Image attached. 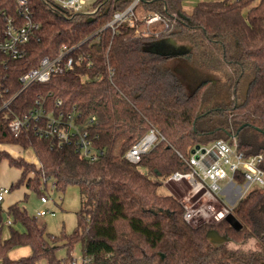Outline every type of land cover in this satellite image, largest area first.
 Returning a JSON list of instances; mask_svg holds the SVG:
<instances>
[{"label": "trees", "instance_id": "16d2710c", "mask_svg": "<svg viewBox=\"0 0 264 264\" xmlns=\"http://www.w3.org/2000/svg\"><path fill=\"white\" fill-rule=\"evenodd\" d=\"M184 1L144 0L146 8L171 19L170 27L151 39L131 26L115 32L105 26L113 10L124 9L130 0H105L91 13L71 12L56 0H27L24 7L18 0H0V30L8 18L32 22L23 58L10 60L0 53V84L6 96H13L9 107L0 109V145L31 149L38 160L16 157L0 146V163L7 159L21 169L12 187L26 185L42 197L49 181L59 192L77 184L82 196L76 228L61 235L15 202L6 208L12 222L4 236L0 202V264H264V186L233 207L242 224L238 230L225 219L190 224L183 204L163 191L171 174L189 170L197 145L236 137L242 151L264 154V144L246 131L264 134L259 130L264 131V0H199L190 14ZM165 42L179 43V53L161 48ZM63 48L70 50L75 66L22 89L20 77ZM175 54L210 72L192 92L165 66ZM40 105L46 114L16 136L11 116L23 117ZM212 115L222 122L201 126ZM50 120L69 137L54 132ZM151 127L165 139L138 163L130 162L127 151ZM80 131H88L102 152L96 158L79 149ZM211 229L229 241L213 243ZM251 237L258 247L244 249ZM78 242L81 262L73 255ZM232 242L238 246L231 247ZM17 246H29L31 253L11 257ZM59 247H66V256H57Z\"/></svg>", "mask_w": 264, "mask_h": 264}, {"label": "built area", "instance_id": "2783aa9c", "mask_svg": "<svg viewBox=\"0 0 264 264\" xmlns=\"http://www.w3.org/2000/svg\"><path fill=\"white\" fill-rule=\"evenodd\" d=\"M18 1L21 6H26L27 0ZM56 1L75 13L95 12L105 2V0ZM143 3L144 0H130L124 9L113 10L112 16L105 26L112 28L115 32L120 26L127 25L134 27L135 31L140 35L151 39L159 38L170 27L171 19L160 12L149 10ZM177 17V13L172 15L173 23L177 21ZM31 28V21L16 23L13 19L8 18L5 27L0 30V53L6 54L10 60L23 58L27 54L26 45L31 39ZM69 51V49L63 48L55 58L44 57L37 67L25 72L20 77L22 89L32 82H45L53 74L63 73L66 70L72 69L75 66V62L72 56H68ZM7 92L8 90L1 87L0 84V109L9 107L13 100V96L10 98L6 96ZM61 104L62 100L58 99L57 105ZM45 114L44 108L40 105L37 109L30 111V113L25 114L23 117L15 114L12 115L9 120V126L12 132L18 136L24 126L29 125L32 119L38 120ZM69 117L73 119V114H69ZM95 120L96 117L93 116L91 121ZM55 123L54 120H50L49 126L53 127L54 132L59 133L62 138L67 139L69 132L64 128L59 129ZM70 128H72V125H70ZM163 139H165V136L157 128L151 127L127 151L125 155L126 159L132 163H138L143 154L149 152ZM78 144L79 149L87 157L94 159L102 153L94 147L93 140L89 136L88 131L79 132ZM196 147L193 149L194 151L192 150L191 156L188 159L189 170L175 171L165 180L164 186L169 187L167 184L172 183H185L189 186L188 200L192 196H198V199H203L206 203L221 202L222 209L213 213L218 221L225 219L233 209V206L227 205L222 197L226 190L245 187V192H249L255 187L264 186V154L242 151L239 148L236 137H233L232 140L216 139L210 143L199 145V148ZM240 178L244 179V183L239 181ZM222 180L227 181L225 186L220 182ZM9 191L10 188L8 187L0 188V202L4 200L5 194L9 193ZM41 200L43 203L49 201L46 195L42 196ZM181 202L185 208L184 219L192 225H198L194 224L192 220L194 221L200 216L209 214L204 206H197L196 203H190L186 199ZM53 212L50 209H42L37 214L47 215Z\"/></svg>", "mask_w": 264, "mask_h": 264}, {"label": "rangeland", "instance_id": "374dc122", "mask_svg": "<svg viewBox=\"0 0 264 264\" xmlns=\"http://www.w3.org/2000/svg\"><path fill=\"white\" fill-rule=\"evenodd\" d=\"M198 2L199 0H185L183 3V9L186 13L190 14ZM161 48L166 51L172 50L173 53H179L181 45L176 42H165L163 43ZM165 66L170 67L177 72L189 92L194 91L203 80L209 77L210 74V72L206 69L200 68L195 63L187 60L179 54L171 56L166 61ZM210 77L212 78V76ZM219 97H221V95ZM221 98H224V96ZM221 98L219 101H222ZM206 104L211 105L212 103ZM222 120L223 119L221 116L212 115L203 119V121L201 122V126L210 127L219 124L220 122H222ZM246 131L249 136L252 135L254 137V141L260 144H264V134L257 132L252 128H247ZM0 146L1 148L8 150L12 155L16 157L24 156L27 160L38 163L35 153L31 149L25 150L19 145ZM20 175L21 169L15 166H11L8 163L7 159H4L0 163V188H10L9 193L5 194L4 200L1 202V205L5 209L4 236L7 237L9 235V224L12 222V217L6 212V208L15 202H19V204L23 208L27 209L29 214L37 216L39 224H45L47 230L51 233L56 235H61L62 233H71L77 226L78 212L81 209L82 196L79 186L77 184H71L68 186L65 192H59L53 187L52 181H49V183L46 185V193L49 201L47 203H43L41 200V196L28 186L21 185L18 187H12V185L16 183L20 178ZM220 182L223 186L227 184L226 180H222ZM167 185H169L172 191L167 186H164L163 191L166 193H172L180 202L186 199L190 203H196L197 206L206 207V211L209 214L206 216H200L194 221L192 220L194 224L201 225L206 223L215 225L221 221H218L215 218V214H213L214 211L222 209L221 202L217 203L214 201L206 203L203 199H198V196H192L190 197V200H188V185H186L185 183H172ZM245 190V187H237L235 190L229 189L225 191L222 197L224 198V201L227 205L234 207L239 201L241 195H243L242 197H244L249 193L248 191L245 192ZM42 209H50L54 212L47 215H38L37 212ZM16 226L19 229H23V226L19 223L16 224ZM230 245L231 247L238 246L234 242H232ZM241 246L244 247V249L257 248V239L255 237H251L246 241V243L242 244ZM28 247L29 246H17L10 251V256L13 258H19L22 255H29L31 253V248ZM66 253V247H59L57 250L58 257H64L66 256ZM73 255L78 259L79 262H81L82 244L80 242L75 244Z\"/></svg>", "mask_w": 264, "mask_h": 264}, {"label": "water", "instance_id": "95a60500", "mask_svg": "<svg viewBox=\"0 0 264 264\" xmlns=\"http://www.w3.org/2000/svg\"><path fill=\"white\" fill-rule=\"evenodd\" d=\"M153 51H156V46L153 47ZM261 132L264 133L263 130L259 129ZM196 148H199V145H197ZM194 151V150H193ZM225 220L235 229H241L242 224L239 221V219L234 215L233 212L229 213L226 217ZM208 237L212 240L213 243L215 244H223L227 241H229V238H227L224 235H221L216 229H211L208 231Z\"/></svg>", "mask_w": 264, "mask_h": 264}, {"label": "crops", "instance_id": "0c3cea01", "mask_svg": "<svg viewBox=\"0 0 264 264\" xmlns=\"http://www.w3.org/2000/svg\"><path fill=\"white\" fill-rule=\"evenodd\" d=\"M228 196V195H227ZM240 200V199H239ZM29 248V247H28ZM23 256V255H22Z\"/></svg>", "mask_w": 264, "mask_h": 264}]
</instances>
